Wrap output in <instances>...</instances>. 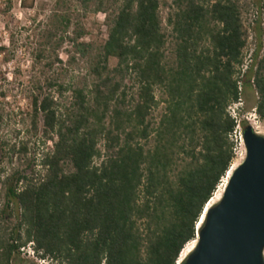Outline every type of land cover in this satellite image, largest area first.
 Returning <instances> with one entry per match:
<instances>
[{
  "label": "trees",
  "instance_id": "obj_1",
  "mask_svg": "<svg viewBox=\"0 0 264 264\" xmlns=\"http://www.w3.org/2000/svg\"><path fill=\"white\" fill-rule=\"evenodd\" d=\"M168 1L166 32L159 0H74L103 15L105 37L93 48L78 27L70 41L88 57V88L59 107L65 87L47 78L30 97V138L44 147L34 164L20 141L2 175L0 264L28 243L46 264H175L195 240L233 159L227 107L242 87L264 122V47L245 65L243 0ZM252 22L259 38L264 0Z\"/></svg>",
  "mask_w": 264,
  "mask_h": 264
},
{
  "label": "rangeland",
  "instance_id": "obj_2",
  "mask_svg": "<svg viewBox=\"0 0 264 264\" xmlns=\"http://www.w3.org/2000/svg\"><path fill=\"white\" fill-rule=\"evenodd\" d=\"M159 1L161 25L167 32L165 18L170 10L169 1ZM257 3L258 0H243L241 21L247 34L243 49L245 65L250 63V55L259 42L261 48L264 47V32L258 38L252 22ZM102 21L101 13L94 12L91 6L81 9L74 0H0V189L3 186L2 175L16 164V148L20 141L30 139L28 152L29 156L35 157L34 164L37 163V153L44 147L40 143L34 144L29 130L30 97L36 93L37 87L42 88L47 78L61 83L65 90L60 97L54 90L50 91L57 97L59 107L67 104L70 87L79 84L89 87L92 78L88 57L76 53L70 41L74 30L81 27L82 36L77 42L97 47L105 37ZM109 65H113V60ZM255 100L252 89L242 87L240 103L233 107V111L242 121L241 128L248 124L253 132L264 136V122L257 120L252 109ZM160 108L158 105L153 113L155 116ZM240 152L241 148H238L237 153ZM240 160L238 154L234 155L229 169ZM222 180L225 181V175ZM223 181L214 191L219 198ZM2 203L0 197V205ZM262 254L264 257V250ZM17 264L46 263L29 253H21Z\"/></svg>",
  "mask_w": 264,
  "mask_h": 264
},
{
  "label": "water",
  "instance_id": "obj_3",
  "mask_svg": "<svg viewBox=\"0 0 264 264\" xmlns=\"http://www.w3.org/2000/svg\"><path fill=\"white\" fill-rule=\"evenodd\" d=\"M243 158L207 207L193 248L178 264H264V136L245 125Z\"/></svg>",
  "mask_w": 264,
  "mask_h": 264
},
{
  "label": "built area",
  "instance_id": "obj_4",
  "mask_svg": "<svg viewBox=\"0 0 264 264\" xmlns=\"http://www.w3.org/2000/svg\"><path fill=\"white\" fill-rule=\"evenodd\" d=\"M239 103H240V99L238 100V102L236 104H239ZM236 104H233V105H230V106L227 107L228 114L234 120V127H233L232 131L230 132V134L228 135V137L230 139V142L232 143L233 158H234V155L238 154L239 159H242L243 155H244V149H243L242 139H241V132H242V128H241V124H240L241 120L236 118V114L233 111L234 110L233 107ZM238 148H241V152L240 153H237V149ZM225 175H226V173H225ZM222 179L220 180L221 182L223 181ZM223 184H224V181H223ZM29 245L30 244L28 243V245L24 249H20V251H21V253H29L30 256L34 257L32 252H31V250H30V248H29ZM175 264H177V261H176Z\"/></svg>",
  "mask_w": 264,
  "mask_h": 264
},
{
  "label": "bare ground",
  "instance_id": "obj_5",
  "mask_svg": "<svg viewBox=\"0 0 264 264\" xmlns=\"http://www.w3.org/2000/svg\"><path fill=\"white\" fill-rule=\"evenodd\" d=\"M231 169H233V167H231V168L226 172L225 179H226L227 175H229ZM224 182H225V181H224ZM215 193H216V192H214V194H215ZM214 194L212 195V197L209 199V201H208L207 204L205 205L204 211H205V209H206L207 207H209L210 205H212L213 203H215V202H216L215 200H218V198H219V197H217V196H218V195H217L218 193L216 194L217 196H215ZM220 194H221V193H220ZM204 211H203V214H204ZM202 217H203V216H201V218H200L198 224L201 223V221H202ZM197 227H198V226H197ZM194 243H195V240H193V241H191V242H189V243H187V244L185 245V247L182 249V251H181L180 254H179V257H178V260H177V264L179 263V261H181V259H183V258L185 257V255H187V253H189V251L193 248Z\"/></svg>",
  "mask_w": 264,
  "mask_h": 264
}]
</instances>
